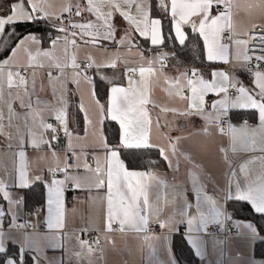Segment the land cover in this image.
Segmentation results:
<instances>
[{"label": "crops", "instance_id": "1", "mask_svg": "<svg viewBox=\"0 0 264 264\" xmlns=\"http://www.w3.org/2000/svg\"><path fill=\"white\" fill-rule=\"evenodd\" d=\"M157 4L175 42L184 44L186 28L197 34L212 67L174 64L152 0H17L10 21L0 20V38L7 24L37 18L57 31L45 45L23 35L0 60V252L19 253L4 264H178L175 236L196 264H264V235L229 207L245 202L264 214V71L247 76L243 40L264 27V0ZM72 8L80 13L67 40L55 20ZM84 62L94 76L82 73ZM51 121L67 127L65 138ZM106 122L119 147L157 149L164 169H128ZM37 183L43 201L28 210L25 191ZM226 221L234 235L206 234ZM85 232L100 234V251Z\"/></svg>", "mask_w": 264, "mask_h": 264}, {"label": "trees", "instance_id": "2", "mask_svg": "<svg viewBox=\"0 0 264 264\" xmlns=\"http://www.w3.org/2000/svg\"><path fill=\"white\" fill-rule=\"evenodd\" d=\"M17 0H0V4L5 3L7 6ZM9 8L7 13L9 12ZM151 15L153 17L159 16L164 19L163 35L164 47L173 50L172 61L179 66L194 65L195 67H212L213 65L207 63L203 57L202 46L200 38L197 34L187 30V40L182 45H178L172 36L171 21L167 12L160 10L157 0H152ZM56 28L47 23L44 18H37L31 22H18L7 24L0 38V60L6 57L16 42L25 34L33 33L38 36L42 44H47L51 39L56 37ZM51 35V38L49 37ZM95 92L100 99L106 97L107 89L101 82H95ZM105 132L107 140L110 144L118 150L126 167L130 170H158L164 169V161L157 149H127L119 147L118 144V128L112 122H106ZM44 188L40 183L34 184L25 191L24 203L28 210L36 208L43 201ZM229 207L234 211V214L242 219L251 220L257 227L258 231L264 235V214L255 213L251 207L245 202L233 201ZM172 251L178 264H196V257L193 255L191 249L186 244L182 236H175L172 242ZM17 249L10 246L6 251L0 252V264L8 257H18Z\"/></svg>", "mask_w": 264, "mask_h": 264}, {"label": "built area", "instance_id": "3", "mask_svg": "<svg viewBox=\"0 0 264 264\" xmlns=\"http://www.w3.org/2000/svg\"><path fill=\"white\" fill-rule=\"evenodd\" d=\"M220 11V10H219ZM80 13V10L78 8H72L68 9V11L63 14L62 16L58 17L55 20L56 26H61L64 28L66 32L65 38L68 40V36L74 32V26L73 21L74 18ZM51 38V35L49 36ZM222 39L224 43L228 46L231 45V43L236 39L230 29L225 30L222 33ZM245 43V56L249 60V66L245 70L247 76H251L256 71H264V27L262 26H256L249 30L247 32L246 37L243 39ZM82 73L87 77H92L95 74V69L90 65L88 62H84L82 64V67L80 68ZM22 75L23 73L20 72ZM128 75L131 78L136 77V74L134 72L128 73ZM235 90H230L228 92L229 96L235 95ZM217 122H213V125H217ZM220 124L223 127H226L229 125V119H225ZM49 126L55 130L57 136L66 137L67 135V127L64 128L59 122L57 121H51L49 122ZM72 154L68 153L67 155V161H69L72 158ZM53 175H61L65 174L64 168H55L52 171ZM26 229V228H25ZM150 232H156L159 229V224L151 225L149 226ZM207 235H216L220 234L223 237L234 235V230L230 227L228 222H224L223 224H212L209 225L206 229ZM84 241L86 243V246L91 248L92 250L98 252L102 249L101 244V236L98 232H85L84 233Z\"/></svg>", "mask_w": 264, "mask_h": 264}, {"label": "rangeland", "instance_id": "4", "mask_svg": "<svg viewBox=\"0 0 264 264\" xmlns=\"http://www.w3.org/2000/svg\"><path fill=\"white\" fill-rule=\"evenodd\" d=\"M19 4L17 6H19ZM11 5L9 7L5 3L0 4V20H4V23L10 21L9 20L10 19V16H11L10 15V11L7 13V10H8V8H9V10L11 9ZM15 12H17V10ZM20 12L22 13V10Z\"/></svg>", "mask_w": 264, "mask_h": 264}]
</instances>
